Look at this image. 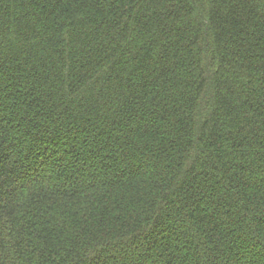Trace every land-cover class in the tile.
Wrapping results in <instances>:
<instances>
[{"label":"trees","instance_id":"obj_1","mask_svg":"<svg viewBox=\"0 0 264 264\" xmlns=\"http://www.w3.org/2000/svg\"><path fill=\"white\" fill-rule=\"evenodd\" d=\"M0 264H264V0H0Z\"/></svg>","mask_w":264,"mask_h":264}]
</instances>
